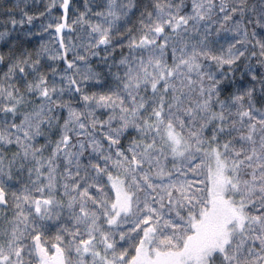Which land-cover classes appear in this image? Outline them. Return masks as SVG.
Listing matches in <instances>:
<instances>
[{
    "label": "snow or ice",
    "instance_id": "1",
    "mask_svg": "<svg viewBox=\"0 0 264 264\" xmlns=\"http://www.w3.org/2000/svg\"><path fill=\"white\" fill-rule=\"evenodd\" d=\"M0 264H264V0H0Z\"/></svg>",
    "mask_w": 264,
    "mask_h": 264
}]
</instances>
